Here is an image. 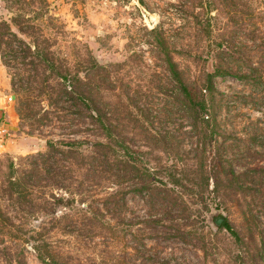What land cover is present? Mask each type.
Masks as SVG:
<instances>
[{
	"label": "rangeland",
	"instance_id": "rangeland-1",
	"mask_svg": "<svg viewBox=\"0 0 264 264\" xmlns=\"http://www.w3.org/2000/svg\"><path fill=\"white\" fill-rule=\"evenodd\" d=\"M0 126V264H264V0H0Z\"/></svg>",
	"mask_w": 264,
	"mask_h": 264
},
{
	"label": "trees",
	"instance_id": "trees-1",
	"mask_svg": "<svg viewBox=\"0 0 264 264\" xmlns=\"http://www.w3.org/2000/svg\"><path fill=\"white\" fill-rule=\"evenodd\" d=\"M172 71H173L174 77L176 78V81L187 92V95L190 99V102L193 105L192 106L193 111H195L199 114H202L204 111H207V105H206L205 101H199L200 104L195 103L196 102L195 98H193L191 92H189L186 89L182 75H181L180 71L178 70V68H176L175 64H173V70ZM208 83L210 84V86H208V87H209V89H211L212 88L211 76L208 79ZM67 88L70 89V88H72V86L66 87L65 90L69 91V90H67ZM71 93H74V90ZM205 115H206V112H205ZM74 143L75 142H65V141L60 142L61 145H69V144H74ZM48 145H49V151L48 152L37 153L35 155L33 154L30 157H27L26 160H29V161H27V162H29V164L27 166L23 165L22 171H19L18 168L16 167V164L14 163V161L10 160V162L7 165L8 173H6V179H3V180L1 179L0 185L2 186L4 184H7L8 188H10L9 191L12 192L14 195L15 194L18 195L19 198L25 199L27 197H32L34 188L32 186H28V184L33 185L34 182H37V181L39 182V180L43 179V171L45 168L43 161L50 156L52 157L55 153H64L65 152L64 150L59 149V147H57L55 145V143H53V141H50L48 143ZM32 160H34V161H32ZM53 166H54L53 171L55 172V175L56 174L58 175L59 159L57 157L53 161ZM18 172H21V174L17 175ZM28 179L31 181V183L28 181ZM8 188L6 189V191H8ZM0 217H3V221L8 224L9 217H7V215H5L3 213L1 207H0ZM224 221H225L224 226L230 230V232L233 236L238 238L237 231L228 223L227 220H224Z\"/></svg>",
	"mask_w": 264,
	"mask_h": 264
},
{
	"label": "built area",
	"instance_id": "built-area-1",
	"mask_svg": "<svg viewBox=\"0 0 264 264\" xmlns=\"http://www.w3.org/2000/svg\"><path fill=\"white\" fill-rule=\"evenodd\" d=\"M12 100V97H10L9 101ZM6 134H8V130L4 126H0V137H4Z\"/></svg>",
	"mask_w": 264,
	"mask_h": 264
},
{
	"label": "water",
	"instance_id": "water-1",
	"mask_svg": "<svg viewBox=\"0 0 264 264\" xmlns=\"http://www.w3.org/2000/svg\"><path fill=\"white\" fill-rule=\"evenodd\" d=\"M223 221H224V218H223V217H219V218H217V220H216V224H217V225H220Z\"/></svg>",
	"mask_w": 264,
	"mask_h": 264
}]
</instances>
